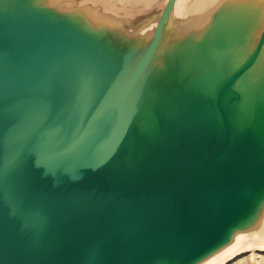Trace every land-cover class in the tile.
I'll return each mask as SVG.
<instances>
[{
    "label": "water",
    "instance_id": "1",
    "mask_svg": "<svg viewBox=\"0 0 264 264\" xmlns=\"http://www.w3.org/2000/svg\"><path fill=\"white\" fill-rule=\"evenodd\" d=\"M50 1L0 0V264H194L225 245L264 202V78H248L264 24L241 58L235 0L184 14V64L162 53L154 75L177 0L147 20Z\"/></svg>",
    "mask_w": 264,
    "mask_h": 264
},
{
    "label": "bare ground",
    "instance_id": "2",
    "mask_svg": "<svg viewBox=\"0 0 264 264\" xmlns=\"http://www.w3.org/2000/svg\"><path fill=\"white\" fill-rule=\"evenodd\" d=\"M215 1H219V0H196V1H192L193 5L196 4V7L193 6V8H189V12L191 14V11L193 13L200 11V9H202L203 4L205 5H212V3H214ZM233 2L238 3L236 5L237 8H239L240 13H241V17L239 16V21L238 23L234 26H228L230 29V32L232 34H235L234 36H230L232 37L234 40H236V42H240L241 45L236 49V54L239 57H243V55H245L248 51H250L255 43V40L260 32V30L262 29V26L264 24V0H235ZM154 7H156V3L152 4V8L149 9L148 13L151 15H154L155 18V13L156 11L154 10ZM159 7V6H158ZM235 7V5H234ZM233 6L228 9L227 11L230 12V14L232 13V9L234 8ZM116 11V10H115ZM109 13H112V10H108ZM221 11H217L215 15H217L216 17L220 16L219 18H224L228 12H224L223 11L220 13ZM223 13V14H222ZM114 16H116L117 14L112 13ZM222 14V15H221ZM173 16V15H172ZM171 16V18H173ZM171 20V19H170ZM189 22V20H188ZM169 25H170V21H169ZM182 25V24H181ZM239 32L238 33H236ZM238 35V37H237ZM188 38H186V40H184V42H180L178 43V45L175 47L174 53H169L170 55L173 54L174 59L172 58V60H178L179 63L184 64V57H186L185 52H183L182 48L185 45H188L190 42ZM162 43V42H161ZM167 47L164 45L163 48H159L157 51V54L155 56L154 59V63L151 66V72L154 73V75L157 73V66H155V61H157L156 59H160V61H162V56L163 54L167 53ZM163 53V54H162ZM197 53L196 51L192 52V56ZM161 57V58H160ZM150 74V72L148 73V75ZM264 78V45L262 50L260 51L259 54V58L258 61L256 63V65L254 67H252V70L248 73V78L249 79H254V80H259L261 78ZM145 86L143 85L142 88H140V93L142 91L145 90ZM264 217V202L260 205L259 210L256 214V216H254L248 223H246L245 227H243L242 229H237L234 231V233L231 235L229 241L219 247L218 249L212 251L211 253H209L208 255H206L205 257H203L202 259L198 260L197 262H195L194 264H229L230 262L234 261L233 263L236 264L238 262H240L243 258H240L239 256L241 254H244L249 247H251L253 244H251L250 242V238L249 236H251L250 234H242V232L244 233H248L252 230H254L258 223L260 222V220ZM248 230V231H247ZM264 229L261 231L263 232ZM261 232L254 234L255 237L259 236L261 234ZM238 236L239 238L244 236L243 238H245V240H243L242 242H240L238 245H236L235 247L231 248L230 250H228V252L223 253V252H219L222 249H224L225 247H227L228 245H230L233 242L234 236ZM254 238V237H252ZM250 239V240H249ZM260 239H262L264 241V237H261ZM259 239V240H260ZM258 240V239H256ZM254 243V241H253ZM257 256H260L261 254H256ZM239 258V259H237ZM236 260V261H235Z\"/></svg>",
    "mask_w": 264,
    "mask_h": 264
},
{
    "label": "rangeland",
    "instance_id": "3",
    "mask_svg": "<svg viewBox=\"0 0 264 264\" xmlns=\"http://www.w3.org/2000/svg\"><path fill=\"white\" fill-rule=\"evenodd\" d=\"M91 1H93V0H53V1L51 0L49 2V4H50V6H52L54 9H56L58 11H62V10L67 11V10H69V12H72L73 10H75V11L77 10V13H80L79 12L80 11L79 8H85L87 10V7L91 3ZM125 1L126 2H123L124 4H123L122 7L124 9H122V13L124 15H126L127 18L133 19L132 17H135V18H138V19L143 18L144 20H147L148 18H151V17L153 18L154 17V15H151V14L148 13L149 8L147 6H150V5L156 3V7H154V9H157L158 6L159 7L161 5L163 6V1L164 0H147L143 4L144 6H141V8H139V9H134L137 6H135L133 4H130V6L127 5V3H133L134 0H125ZM111 2L112 1H110L109 3H111ZM145 3H147L148 5H146ZM177 5H178V1L176 2L174 8H176ZM162 6L160 8H162ZM143 7H145V9ZM186 8H184V7L181 8L182 11H183V13H184V10H186ZM82 10L83 9H81V12H82ZM115 10H116V8H115ZM136 12L138 13L137 16H135L136 15ZM112 13L117 14L118 11H116V12L112 11ZM129 14H133V15H130V17H128ZM207 17H210V14H208L206 16L205 20L204 21H201L200 24L201 23L204 24L207 21ZM132 28H130V30H133ZM150 29H151V27H150ZM138 31L139 32H142V33H145V28L144 27H141ZM168 32H169V30H168ZM190 33H192V32H190ZM177 38L178 37H176V40H177ZM174 40H175L174 37L171 38V39L169 38L168 39L169 42L167 44H165V43L161 44L160 48L162 49L164 45L166 47L168 45V48L166 50L167 53H174V50L173 49L175 48V43H176V41L174 42ZM173 42H174V45H173ZM156 60L157 61H155V63H156L155 66H157L158 63L161 62L160 59H158V58ZM263 227H264V217L261 219L260 223L258 224V226L254 230H252V231H250L248 233H245V232L243 233L242 232V234H250L251 235V236H249V238L251 240L250 239L249 240H250L251 244H253V245L251 247H249V249L244 254H241L239 256L240 258H243V259L240 262L236 263V264H264V241L262 239H260L261 236H263V235L260 234L257 237H255V235H254V234H257V233L261 232ZM243 237L244 236H242V237L239 238L238 236L235 235L234 236V239H233V242L230 245H228L227 247H225L224 249H222L221 251H219V252H223V253L228 252V250H230L231 248L235 247L240 242H242L243 240H245V238H243ZM252 237H254V238H252ZM256 239H258V240H256ZM253 241H254V243H253ZM256 254H261V255L260 256H257ZM237 259H239V258H237ZM233 262L234 261L230 262L229 264H232Z\"/></svg>",
    "mask_w": 264,
    "mask_h": 264
},
{
    "label": "crops",
    "instance_id": "4",
    "mask_svg": "<svg viewBox=\"0 0 264 264\" xmlns=\"http://www.w3.org/2000/svg\"><path fill=\"white\" fill-rule=\"evenodd\" d=\"M177 1H178V5L176 6V8L174 9V12L172 13V15H173L172 17L173 18H171L170 25L168 26L169 32H168V30L166 28V35H167V33H170L173 30H176L175 33H174V35L173 34H172V36L170 35L172 38L173 37L174 38L178 37L180 35L179 33L181 32V30H183V25L187 24V22H188L189 19H187L185 21L186 23L184 22V24H183L184 19H186V18L183 17L184 14H185V16H187V14H189V15L194 14L195 18L192 21L195 20V21H197L198 24H200L201 21H204L205 20V18H206V16L208 14H210V16L214 17V15L216 14L217 11L212 12L211 9L216 5L217 2H219L221 0L215 1L214 3H212V5H209V4L208 5H205V4H203V7H202V9H200V11L195 12V13H193L191 11V14L189 12L190 11L189 8H193V6L196 7V4L193 5V2H192V1H196V0H177ZM183 7L184 8L187 7L186 8L187 10L186 11L184 10L185 11L184 13H183V11L181 9ZM181 24H183V25H181ZM198 26H200V25H198ZM187 28H188V26L186 25L185 30ZM178 41H179V39H178ZM177 45H178V43H177ZM177 45H175V47ZM167 48H168V45H167ZM173 50H175V48ZM261 234L263 235L261 237H264V231ZM234 263H232V264H234Z\"/></svg>",
    "mask_w": 264,
    "mask_h": 264
}]
</instances>
